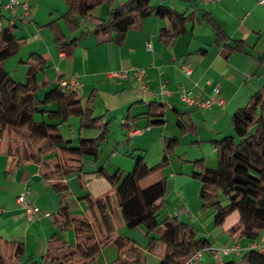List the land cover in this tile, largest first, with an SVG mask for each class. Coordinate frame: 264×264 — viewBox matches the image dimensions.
Wrapping results in <instances>:
<instances>
[{
	"label": "crops",
	"instance_id": "obj_1",
	"mask_svg": "<svg viewBox=\"0 0 264 264\" xmlns=\"http://www.w3.org/2000/svg\"><path fill=\"white\" fill-rule=\"evenodd\" d=\"M16 1L13 14L0 9V29L6 24L14 26L20 42L18 52L4 61L5 70L21 83L27 66L20 62L26 61L29 54H37L45 62L37 82L63 87V83L76 80L81 105L93 117L108 123V133L96 157H74L58 147L39 154L43 139L2 128L0 258L5 263L82 264L85 252L97 245L94 264L122 260L188 264L185 247L157 245L152 251L146 249V231L124 225L117 205V187L107 180L118 172L122 177L131 172L135 157H143L150 167L156 165L167 138L178 140L168 157V166L145 184L164 178V209L159 220L176 217L208 242L199 260L189 264H244L241 257L249 247L264 246V235L250 243L239 231L232 233L238 223L236 214L215 227L214 210L202 209L200 184L192 178L193 172L217 167L213 142L231 135L232 114L264 88V63L257 59L264 57V4L259 0H220L215 4L152 0L154 6L163 4L197 18L210 14L229 44L243 43L244 53H229L222 44L215 45L214 31L204 22L189 24L164 45L160 32L170 31L171 25L167 19L151 16L141 29L127 32L122 46H116L93 33V21L106 18L104 5L78 18L79 30L71 35L60 20L66 13L63 1ZM54 20L68 40L84 33L67 51L55 45L44 28ZM184 67L190 70L189 75ZM215 86L220 90L218 96L212 93ZM184 92L215 102L222 100L223 104L191 108L181 99ZM150 104L163 107L162 118L147 116ZM46 108L55 109L53 105ZM41 119L45 117L35 116L36 121ZM159 121L162 123H153ZM177 121L194 132L182 134ZM133 128L140 132L134 133ZM58 134L76 147L79 140L97 138L100 130L81 129L78 119L70 118L59 127ZM195 162L201 164L193 166ZM23 190L39 207L31 220H26L16 204ZM222 249L230 251L224 254Z\"/></svg>",
	"mask_w": 264,
	"mask_h": 264
},
{
	"label": "trees",
	"instance_id": "obj_2",
	"mask_svg": "<svg viewBox=\"0 0 264 264\" xmlns=\"http://www.w3.org/2000/svg\"><path fill=\"white\" fill-rule=\"evenodd\" d=\"M66 5V13L61 17L69 34L79 30L78 18H83L98 6H106V18L93 21V33L104 42L122 46L126 34L139 30L144 20L154 16L167 19L171 30H162L161 43L167 45L177 34L194 22H204L214 31L215 45H223L227 52L244 53L241 41H232L208 13L197 18L193 13L185 15L163 4L154 6L152 0H61ZM166 1V0H161ZM55 45L67 51L75 46L84 35L79 33L68 40L58 21L44 26ZM20 48L15 27L3 25L0 29V134L3 127H10L25 135H35L44 140L38 149L39 154L53 147L74 157H96L99 145L108 133V123L92 116L91 111L81 105L76 92L56 84L37 82L36 76L45 68V62L37 54H29L26 61L24 81L17 82L4 68V61L14 56ZM264 63V57L257 58ZM31 61L33 64H27ZM54 106L51 110L46 107ZM163 107L150 104L148 117L162 118ZM35 116L45 120H35ZM70 118H77L81 129H99L100 134L92 140H79L76 147L63 140L58 134L60 126ZM153 123H162L153 122ZM181 133L194 132L176 122ZM232 134L213 142L217 167L214 170L202 169L193 172L192 178L200 184L199 198L202 209L212 208L213 224L221 227L225 219L232 214L238 218L232 233L239 231L240 236L252 243L264 233V88L253 93L247 105L237 109L230 117ZM177 138L164 140L161 160L154 166H148L143 157L134 158L131 172L122 177L120 172L108 177V182L117 187L116 198L119 215L128 229L142 228L146 231L148 244L152 251L157 245L185 247V259L196 252L209 247L195 229L176 217L159 220L164 209L165 179L146 185L145 181L154 174L161 173L168 166V157L177 146ZM201 162L193 163L199 166ZM121 245V243H118ZM19 248L16 253H18ZM98 246L93 245L83 255L82 264H94ZM241 261L244 264H264V251L247 249ZM0 264L5 263L0 258ZM116 264H137L126 260Z\"/></svg>",
	"mask_w": 264,
	"mask_h": 264
},
{
	"label": "built area",
	"instance_id": "obj_3",
	"mask_svg": "<svg viewBox=\"0 0 264 264\" xmlns=\"http://www.w3.org/2000/svg\"><path fill=\"white\" fill-rule=\"evenodd\" d=\"M220 0H202L204 4H215L219 2ZM259 4H264V0H259ZM18 5V2L16 0H7L6 2H2L0 0V9L4 11H9L11 14L14 13L15 7ZM24 9H26V4L21 5ZM148 47V45H147ZM184 71L186 75H189L190 70L187 67H184ZM120 75V74H119ZM123 75V74H122ZM63 87L68 88L70 91L76 92L77 89L79 88V83L76 80H70L68 83H63ZM212 93L214 96H218L220 93V90L217 86L212 88ZM181 99L185 103L186 106L191 107V108H198V109H208L210 108L213 104H216L217 106H221L223 104L222 100H217L216 102L213 101L210 98H204L203 96H191L188 93H182L181 94ZM134 133H139L140 130L133 128ZM16 204L17 206L22 210L24 217L26 220H31L35 213L39 211V207L32 203L28 197H27V192L25 190L21 191L17 197H16ZM46 216H49V214H46ZM248 249H256L259 251H264V246H259V245H253L251 248L249 247ZM205 250V249H204ZM203 250L196 252L194 255H192L187 263H192L196 262L199 260V257L201 255ZM230 250L229 249H222L220 250L221 253H228Z\"/></svg>",
	"mask_w": 264,
	"mask_h": 264
},
{
	"label": "rangeland",
	"instance_id": "obj_4",
	"mask_svg": "<svg viewBox=\"0 0 264 264\" xmlns=\"http://www.w3.org/2000/svg\"><path fill=\"white\" fill-rule=\"evenodd\" d=\"M17 132H18V131H17ZM231 134H232V132H231ZM262 235H264V233H262L260 236H262ZM260 236H259V237H260Z\"/></svg>",
	"mask_w": 264,
	"mask_h": 264
}]
</instances>
